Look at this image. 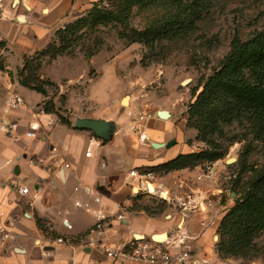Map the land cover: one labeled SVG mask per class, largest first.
<instances>
[{"label": "crops", "instance_id": "0c3cea01", "mask_svg": "<svg viewBox=\"0 0 264 264\" xmlns=\"http://www.w3.org/2000/svg\"><path fill=\"white\" fill-rule=\"evenodd\" d=\"M84 1L95 3L53 0L42 8L28 1V9L22 2L13 6L12 0H0V42L6 43L0 50L5 57L0 65V214L14 236L0 264H124L108 258L97 245L133 239L151 240L173 254L190 250L210 264H241L222 259L216 245L221 221L237 199L229 178L221 176L224 165L213 166L210 180H199L209 164L167 174L148 172L204 148L197 131L188 127L178 96L148 99L139 106L130 98L128 107L121 105L120 97H110V104L98 111L77 113L78 118L114 122L113 138L103 141L45 113V96L11 79L26 57L45 48L37 46L39 38L47 33L54 37V28L48 32L49 16L63 20ZM61 92H69L68 86ZM14 94L24 99L23 109L8 108ZM161 110L170 116L159 117ZM15 122L17 128L10 130ZM32 126L39 127L34 138L28 137ZM142 131L150 137L148 144L139 140ZM88 148L91 157L86 156ZM13 182L28 187L30 194L20 195ZM98 210L108 220L98 235H90ZM161 235L162 240H155Z\"/></svg>", "mask_w": 264, "mask_h": 264}, {"label": "rangeland", "instance_id": "374dc122", "mask_svg": "<svg viewBox=\"0 0 264 264\" xmlns=\"http://www.w3.org/2000/svg\"><path fill=\"white\" fill-rule=\"evenodd\" d=\"M19 1L25 2V5H28V1L40 3L45 8L53 0ZM73 1L76 3L77 0ZM12 2L15 6L19 5L16 0ZM92 4L84 1L68 12L63 20L49 16L48 32L54 28V37L47 33L44 38L38 39L37 46L42 49L50 44L59 46L56 31L86 17ZM154 14L153 10L135 9L127 29L108 25L94 31L83 30L78 34L81 38L56 60L43 57L35 59L38 61H31L32 66L41 64L37 76L45 82L42 84L46 93L42 94L46 98L43 108L53 106L58 118L59 114L64 120L74 124L73 121L78 118L77 113L98 111L110 104V97H120L122 102L123 98L129 96L139 106L148 103V99L159 101L178 96V102L185 106L187 115L190 104L195 102L207 78L230 51L233 39L237 36L245 41L264 33V0H216L209 13L199 22L198 29L185 38L164 42L162 46L151 49L141 43L129 44L120 37L124 31L144 30ZM40 20L43 23L42 18ZM33 57L34 55L31 60ZM61 58L65 59L62 61ZM4 59L5 57L0 56V65ZM25 64L24 61L22 68L17 69L16 73L12 72L10 76L11 79H17L19 84L20 72ZM44 75L49 78H44ZM71 77L79 80H70ZM51 79L60 80L55 83ZM188 79L191 80L190 84L184 86L183 82ZM66 86L69 92L62 93V87ZM129 104L130 99L128 105L121 103L123 107H128ZM224 131L225 137L221 142L225 147L228 146V153L224 159L209 165L226 167L221 176L229 178L233 191L235 183H239V186L246 185L254 178L256 171L264 167V142L247 137L245 125L234 124ZM205 148L206 144L203 149ZM218 241L219 238L216 239V245ZM234 260L241 264L254 263ZM256 261L264 264L262 259Z\"/></svg>", "mask_w": 264, "mask_h": 264}, {"label": "trees", "instance_id": "16d2710c", "mask_svg": "<svg viewBox=\"0 0 264 264\" xmlns=\"http://www.w3.org/2000/svg\"><path fill=\"white\" fill-rule=\"evenodd\" d=\"M216 0H98L89 14L56 31L59 46L50 44L25 58L20 72V85L45 95L44 84L37 76L41 64L31 61L43 57L56 60L67 53L81 37L83 30L115 25L128 28L135 9L153 10L152 20L144 30L124 31L120 37L129 44L141 43L151 49L182 39L198 29ZM6 47L0 42V50ZM91 54V53H90ZM92 55V54H91ZM202 91L187 111L188 126L197 131V141L206 144L201 152L180 155L176 159L148 170L167 174L173 171L215 164L225 158L228 146L222 144L225 128L245 125L247 137L264 142V33L249 40L235 37L230 51L220 66L207 78ZM47 114H57L54 107H45ZM64 125L72 123L59 115ZM235 205L221 221L217 250L222 258L264 261V167L244 186L233 185ZM39 226L43 227L41 221Z\"/></svg>", "mask_w": 264, "mask_h": 264}, {"label": "built area", "instance_id": "2783aa9c", "mask_svg": "<svg viewBox=\"0 0 264 264\" xmlns=\"http://www.w3.org/2000/svg\"><path fill=\"white\" fill-rule=\"evenodd\" d=\"M7 105L11 110H20L25 107V101L20 95L14 94L8 100ZM141 120H145V116H142ZM8 128L10 130H15L17 128V123L15 122L10 124ZM38 129V126H32L30 132L28 133V137H36V132ZM139 140L142 144H148L150 142V137L145 131H142L139 134ZM52 151L56 152L57 148L53 147ZM91 155L92 150L91 148H88L86 156L91 157ZM38 162L40 161L38 160ZM31 163L34 164L35 160H33ZM136 173L137 172L135 170L131 171V176L135 177ZM213 175V166L209 165L203 176L199 177V180H210L212 179ZM147 176L151 177L152 175L148 174ZM13 185L15 188H17L20 195L25 196L30 194V189L26 186H23L20 182H13ZM95 216V227L91 230L90 235H98L105 228L106 222L108 220V216L102 210L96 211ZM119 218L122 219V215H120ZM13 240L14 236L9 232L4 222L3 214H0V256L4 254V251L8 248ZM58 242L73 246L71 241L67 242L63 239H59ZM97 246L101 248L103 253L108 258L123 262L124 264H210L207 259L195 257L190 250H182L177 254H173L167 248L161 247L155 242L145 239H133L125 244L114 246L107 244H98Z\"/></svg>", "mask_w": 264, "mask_h": 264}, {"label": "water", "instance_id": "95a60500", "mask_svg": "<svg viewBox=\"0 0 264 264\" xmlns=\"http://www.w3.org/2000/svg\"><path fill=\"white\" fill-rule=\"evenodd\" d=\"M18 4H20L19 0H16ZM25 4V2H24ZM13 6L14 2H13ZM28 9L31 8L30 3L28 5H25ZM20 21H24V18L19 17ZM191 80H185L183 82V85L186 86L190 84ZM130 97L126 96L122 100L123 105H128ZM158 116L161 118H168L170 116L169 112L166 110H161L158 112ZM74 127L79 130H88L94 133V135L103 141H110L113 138L114 130H115V124L112 121H105L100 119H93V118H77L74 122ZM152 190V187H151ZM164 238L163 235L156 236L155 240H162Z\"/></svg>", "mask_w": 264, "mask_h": 264}]
</instances>
